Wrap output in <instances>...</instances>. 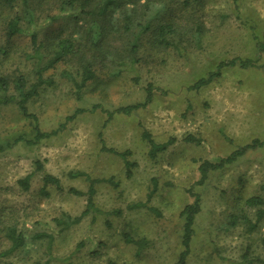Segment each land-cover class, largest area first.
Listing matches in <instances>:
<instances>
[{
	"label": "rangeland",
	"instance_id": "1",
	"mask_svg": "<svg viewBox=\"0 0 264 264\" xmlns=\"http://www.w3.org/2000/svg\"><path fill=\"white\" fill-rule=\"evenodd\" d=\"M41 1L30 3L41 30L40 58L28 36L6 37V25L21 3L0 4V76L8 78L14 94L18 76L29 87L38 60L43 65L58 49L57 40L69 38L72 51L43 71L52 83L40 87L27 108L39 128L50 131L76 108L100 107L78 113L50 137L27 143L33 120L13 103L0 104V252L10 246L8 226L25 239L22 247L0 257V264H171L181 250V210L193 193L200 209L187 264H264V215L251 232L241 222L230 224L231 215L254 219V209L244 204L247 197L264 199V145L247 149L197 183L201 160L217 161L252 139H264V0H121L106 15L96 10L103 0H86L82 10L75 4L76 11L62 10L64 0ZM52 15L57 19L49 23L45 18ZM160 24L175 28L168 35L170 45L156 41ZM231 58H247L253 65L223 66L208 83L191 87ZM86 62L94 78L77 95L75 82ZM148 84L152 95L145 106L107 118L103 109L144 101ZM143 131L156 142L174 141L150 158ZM100 138L107 147L130 152V176L119 156L100 150ZM74 171L113 178L117 185L97 182L93 200L101 212L62 228L54 218L78 216L86 205L85 195L68 191L85 192L88 186L84 177L68 175ZM44 173L57 177L61 189L48 185L47 194L41 193ZM27 175L24 188L19 180ZM154 182L146 203L159 215L145 207L127 209L145 202ZM123 231L144 237L146 247L137 253L122 240ZM94 249L98 254L91 253Z\"/></svg>",
	"mask_w": 264,
	"mask_h": 264
},
{
	"label": "trees",
	"instance_id": "2",
	"mask_svg": "<svg viewBox=\"0 0 264 264\" xmlns=\"http://www.w3.org/2000/svg\"><path fill=\"white\" fill-rule=\"evenodd\" d=\"M34 1V0H31ZM30 0H0V4L8 5V6H15L16 3H21L22 9L20 12H15V14L9 19L7 25L5 34L6 37L9 39L15 35H26L29 38L30 45L33 49V52L37 58L39 57L40 53V44L41 42H38V34L41 31L40 27L36 24L37 21L34 18L35 11L33 8L30 7ZM36 5H39L42 3L41 0H36ZM64 7L62 10H75V4L79 5V9H83L87 5L86 0H64L63 2ZM121 4V0H103L102 3L97 7L96 10H99V13H103L106 15V11L110 9L111 7H117ZM95 8V7H94ZM78 11V10H77ZM94 11V10H93ZM80 10L78 11V14L73 17V20H78L79 18ZM85 13V12H84ZM45 19H48L51 23L54 19H57L56 15L47 16ZM48 23V24H49ZM25 26V27H24ZM147 27V26H146ZM175 32V28L172 27L171 24H160L156 29V41L158 44L167 46L170 45L172 42L168 39V35ZM58 49L54 52V54L43 64H40V59L37 62V65L35 67V81L29 86L26 87V80L23 76H18L14 80L13 89L16 91V94L13 92H10V81L5 76H0V104H15L19 110V112L28 118H31L34 122L33 127V136L31 139L26 140L27 143H33L37 142L38 140H41L43 138L50 137L51 135L56 134L62 127L65 125V121H68L75 117L78 113L87 111V110H95L99 108L100 106L97 104L92 105L89 109L86 108H76L72 114L65 117L64 122L60 123L57 128L50 130V131H43L39 128L37 123L36 116L29 112L27 108V101L34 95L38 93V89L40 87H43L44 85H50L52 83L51 79H47L43 77V71L45 69L53 67L59 60H61L65 55L70 53L73 49V42L69 38H59L58 40ZM260 48L264 50V43L260 44ZM136 44L133 43L131 45V51H135ZM236 63L239 64V66L247 67L253 65V61L247 58H231L228 60H223L219 62L217 66V70L210 71L206 77L199 78L196 82H194L191 87H199L201 85H204L212 79V77L219 74V69L223 66H231L235 65ZM94 78V72L91 67V63L86 62L82 65V73H81V79L78 82H75L76 86V94L79 95L81 88L85 83ZM151 84H148L146 86V94L144 101L134 103V104H128L124 106L116 107L115 109L109 111L106 109H103V111L106 113L107 118L111 117L113 114L116 113H123L127 114L133 111L134 109H137L139 107H143L146 105V103L151 99L152 91H151ZM142 136L146 138L149 148H148V156L150 158H154L159 152H163L167 149V147L174 141L173 138H169L168 140L164 142H156L154 141L149 133L143 131ZM22 136H18L16 140L21 139ZM187 140L194 141L193 136H187ZM100 150L107 153H112L117 156H119L122 161L125 168V172L127 176L131 175L132 168L134 166V162L130 161L128 159V156L130 152L128 150L124 151H118L114 148L105 146L103 140L100 138ZM264 145V139H252L250 142L245 143L243 145H240L233 149L228 155L225 157H222L218 159L217 161H209V160H201L197 165V170L199 173V178L197 180L198 184H203L207 178L208 174L211 171H215L218 169L223 168L225 165L230 164L234 162L237 158H239L241 155L244 154V152L247 149H254L257 147H261ZM4 149V146L0 145V150ZM42 165L40 162H37L36 168L41 169ZM68 175L70 177H84L88 181V186L85 192L78 190L74 187L68 188V191L75 195H85L86 196V205L85 209L80 213V215L71 217L69 215H64L62 217H56L54 218V222L57 225H61L62 228L68 227L72 223H76L80 220L81 217L84 215H87L88 213L92 212H101L94 202V195H95V184L99 181H104L112 186H116L117 182L113 180V178H104V179H95L92 178L88 173L84 171H74L69 172ZM29 179L30 175L25 176L24 178L19 180V183L24 187L27 188L29 185ZM53 185L57 189H61L60 181L57 177L49 174L44 173L42 176V185L40 187V192L43 194H47L46 186ZM156 185L154 182L153 188L149 191L146 197L145 202H134L127 205V209H134L139 207H145L148 211L155 215H159L158 209H156L153 206L147 205V201L151 197ZM193 200L190 203H187L181 210V215L183 216V224H182V233H181V239H180V245L181 250L179 251L176 260L171 264H187V257L190 252L191 248V241L192 236L194 233L193 227H194V221L196 214L199 212L200 209V200L199 195L197 193H193ZM244 204L254 209V219L250 218L246 213H241L239 215H231L230 217V224L235 225L238 222L243 223L246 226V229L251 232L256 229L258 222L262 219L264 215V199L260 197L259 195H252L247 197L244 200ZM112 213L119 215L121 213V210L114 209L112 210ZM92 221H94L95 216H93ZM104 223L106 226H110L109 220H104ZM6 237L8 238L10 242V246L0 252V257H4L7 254H10L11 252L15 251L16 249L22 247L24 245L25 239L21 232H18L15 227L8 226L6 228L5 232ZM45 234H37L36 236H42ZM48 237H50L48 235ZM122 240L127 243L131 244L135 247V250L137 253L141 252L147 245V241L144 237H134L131 233L128 231H123L121 234ZM97 249L92 250V254H98ZM109 264H115L114 262H110Z\"/></svg>",
	"mask_w": 264,
	"mask_h": 264
}]
</instances>
